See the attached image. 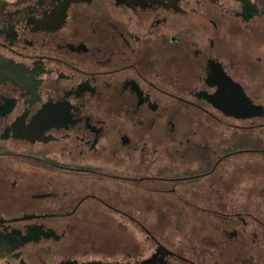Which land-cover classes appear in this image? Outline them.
<instances>
[{
    "label": "flooded vegetation",
    "instance_id": "1",
    "mask_svg": "<svg viewBox=\"0 0 264 264\" xmlns=\"http://www.w3.org/2000/svg\"><path fill=\"white\" fill-rule=\"evenodd\" d=\"M68 262L264 264V0H0V264Z\"/></svg>",
    "mask_w": 264,
    "mask_h": 264
},
{
    "label": "rangeland",
    "instance_id": "2",
    "mask_svg": "<svg viewBox=\"0 0 264 264\" xmlns=\"http://www.w3.org/2000/svg\"><path fill=\"white\" fill-rule=\"evenodd\" d=\"M186 130H187V126H185V124H183L182 132L185 133ZM167 208L168 207H166V209ZM156 209H157V212H159L160 207L157 206ZM158 218H159L161 224L163 225L161 227L160 226L157 227L158 230H162L161 228H166V229H170V227L173 228L174 222H172L171 219H169L170 217H158ZM183 221H184L183 225H185L184 230L185 229L190 230L194 225L198 226L199 229H204L205 230V229L208 228V219H207V217H198V219H196L195 217H186V218H184Z\"/></svg>",
    "mask_w": 264,
    "mask_h": 264
},
{
    "label": "water",
    "instance_id": "3",
    "mask_svg": "<svg viewBox=\"0 0 264 264\" xmlns=\"http://www.w3.org/2000/svg\"><path fill=\"white\" fill-rule=\"evenodd\" d=\"M63 264H77V263L68 262V263H63Z\"/></svg>",
    "mask_w": 264,
    "mask_h": 264
}]
</instances>
